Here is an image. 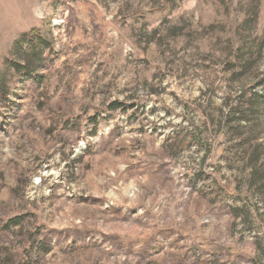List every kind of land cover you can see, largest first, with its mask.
<instances>
[{
	"label": "rangeland",
	"instance_id": "obj_1",
	"mask_svg": "<svg viewBox=\"0 0 264 264\" xmlns=\"http://www.w3.org/2000/svg\"><path fill=\"white\" fill-rule=\"evenodd\" d=\"M0 264H264V0H0Z\"/></svg>",
	"mask_w": 264,
	"mask_h": 264
},
{
	"label": "trees",
	"instance_id": "obj_2",
	"mask_svg": "<svg viewBox=\"0 0 264 264\" xmlns=\"http://www.w3.org/2000/svg\"><path fill=\"white\" fill-rule=\"evenodd\" d=\"M32 32H34V31H32ZM22 39H25V37L23 36ZM251 44H252V41L251 42L244 41V45L248 47V48H245L244 50H247L248 52H249V50L251 51ZM244 45H243V48H244ZM247 51H245V52H247ZM120 108H121V105L116 104V103H113L109 106L110 111H115V110H118Z\"/></svg>",
	"mask_w": 264,
	"mask_h": 264
}]
</instances>
